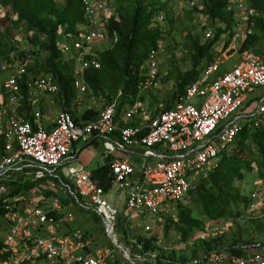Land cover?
Returning <instances> with one entry per match:
<instances>
[{"label":"built area","instance_id":"1","mask_svg":"<svg viewBox=\"0 0 264 264\" xmlns=\"http://www.w3.org/2000/svg\"><path fill=\"white\" fill-rule=\"evenodd\" d=\"M193 1L189 0L190 4ZM109 2L81 0L84 23L76 30L57 27L55 42L63 58L70 61L71 85L76 92L87 89L83 71L99 67L97 50L101 42L107 41L102 23L113 12ZM226 8L232 12L233 22L219 51L169 107H162L160 102L153 112L147 101L137 95L158 83L160 44L149 48L136 96L119 112L117 90L92 118L78 117L79 110L55 109L48 128L38 121L39 109L32 111L31 120L23 117L21 87L26 88L27 100L32 104L34 95L56 92L53 74H27L29 52L19 59L0 61V70L5 72L0 85V264H264V232L242 238L233 244L234 250L212 246L184 256H158L156 248L143 247L135 237L154 234L159 245L165 217L175 220L176 204L184 201L196 177L204 176L216 163L218 153L242 125L252 127L264 120V91L251 97L250 109H240L247 101V93L264 84V43L238 49L253 31L251 18L257 12L245 0H228ZM156 19L162 21L163 14H157ZM203 30V37L211 34L207 25ZM114 39L113 31L111 40ZM236 50L235 61L215 73L223 59ZM192 96L195 99L189 100ZM135 116L146 119L127 123ZM95 135L101 136L103 155L108 157L107 187L91 176L76 155L75 143L87 142ZM135 147L143 149L137 164L126 157L110 155L114 150L131 153ZM15 179L41 180L23 193L12 190L9 181ZM54 180L78 206L99 216L103 233L112 245H92L89 234L79 228L70 232L58 228L72 214L54 193ZM111 187L123 193L121 208L105 195ZM46 190L50 193L45 194ZM260 205V195L251 191L246 209L251 211ZM60 210L63 213L57 215ZM121 222L122 232H118ZM219 231L218 225L206 224L189 238L204 240ZM162 248L180 250L169 245Z\"/></svg>","mask_w":264,"mask_h":264},{"label":"trees","instance_id":"2","mask_svg":"<svg viewBox=\"0 0 264 264\" xmlns=\"http://www.w3.org/2000/svg\"><path fill=\"white\" fill-rule=\"evenodd\" d=\"M109 1L112 2L113 12L102 23L108 44L97 50L99 67L85 69L83 78L90 93L102 96L104 102L109 101L115 96L117 90H120L116 97V112H119L124 103L131 102L136 96L137 81L144 75V61L149 48L158 46L164 39V29L156 16L162 13L165 7L160 0ZM227 2L228 0H194L188 6L186 16L192 18L193 12L203 16L204 23L201 28L207 25L211 34L202 37V33L200 36L199 32L185 31L184 39L188 48L189 64L186 68L177 70L173 75L170 91L164 98L162 107H169L184 92L186 84L196 78L200 68L219 51L220 48L216 50L213 44L221 34L224 33L226 37L230 33L233 22L232 12L226 8ZM245 2L257 13L251 18L254 19L253 31L242 40L238 47L239 50L261 44L264 37V0H245ZM0 8L2 9L0 13V61L19 59L29 52L31 61L25 66L27 74L32 76L39 72L53 74L57 83L53 100L58 103L59 107L71 109L68 107V102L74 97V89L71 85V64L69 60L63 58L55 39L59 25L65 29L76 30L84 23L81 0H0ZM162 14L163 19L171 21L165 10ZM19 31L23 41L27 44L26 47L20 44L16 36ZM113 31L115 39L111 40ZM226 43L227 40H224L223 45ZM223 69L225 68H222L220 64L215 73ZM3 72L0 70V85L5 76V74L1 76ZM157 74L159 77L158 71ZM165 79H168L167 74L162 76V80ZM21 91L23 97L20 112L24 118L31 120L32 107L27 100V90L23 85ZM137 96L143 99L142 94ZM96 112L97 110L91 106L84 107L78 111V117L92 118ZM127 123L134 124L135 121L131 118ZM247 170L256 173L257 177L263 181L264 188V120L256 126L242 125L240 127L232 141L218 153L216 163L204 176L196 177L193 187L187 192V202H177L175 220H171L168 216L165 217V231L168 225L172 224L179 241H186L194 229L203 227L200 215L210 220L223 216L236 217L239 214L240 204L245 205L248 200V197L240 191L238 184L244 171ZM90 173L104 187H107L109 166L106 159L91 168ZM40 180L15 179L9 182L13 186V191L21 190L25 193ZM44 193L50 192L46 190ZM60 200L66 207L67 200L61 198ZM75 205L83 209L76 203ZM61 213H63L61 210L56 212L57 215ZM256 222L257 230H262L263 224ZM58 228L62 232H70L74 229L68 220L61 221ZM82 231L87 233V229ZM135 237L142 241L143 247L156 248L160 253L158 256L164 254L172 256L177 253L184 256L186 254L181 250L177 252L173 248L165 251L155 243L154 234L149 236L137 234ZM220 239L219 234L204 240L197 239L190 247L189 253L192 255L199 249L212 246H225L234 250L233 244L242 240L241 237L236 236L224 244ZM109 245H112L110 241ZM156 260L160 263L158 258Z\"/></svg>","mask_w":264,"mask_h":264},{"label":"rangeland","instance_id":"3","mask_svg":"<svg viewBox=\"0 0 264 264\" xmlns=\"http://www.w3.org/2000/svg\"><path fill=\"white\" fill-rule=\"evenodd\" d=\"M164 3L165 12L171 18V21H167L163 19L161 21L162 28L164 29V39L160 43V50L157 53V70L159 73L158 83L156 86L145 89L142 91L143 98L147 101L148 109L153 112L155 108L158 106L160 102H163L164 98L168 95L172 82L173 75L177 70H182L186 68L189 64L188 58V48L186 46V40L184 39V33L186 30H190L191 32H199L203 34L202 26V18L198 13L193 12L192 18H188L186 16V10L190 5L189 0H160ZM112 5V2H109ZM164 10L162 13H164ZM2 9L0 8V13ZM17 38L20 40V44L24 47L27 46L25 41H23L21 37V32L19 31L16 34ZM264 36V35H263ZM203 37V36H202ZM225 38V34H221L218 40L215 41L213 47H216V50L220 48V42ZM264 43V37L263 41ZM108 44L107 41H103L100 43L101 48L105 47ZM255 47V46H254ZM257 48V47H256ZM238 55V50L234 51L231 55L226 56L222 63L221 67L226 68L232 62L235 61ZM5 74V72L1 73V76ZM167 74L168 79L162 80V76ZM264 91V84L258 85L251 92L247 93V101L244 102L242 108L250 109L253 106L252 96L256 95L259 92ZM40 95L49 96L53 99V95L51 93H41ZM195 97H190L189 100H194ZM54 101V100H53ZM51 103V102H50ZM104 103L102 96H95L90 93L88 88L85 92H76L74 90V97L68 102V106L75 111L80 110L83 107H89L98 110L101 105ZM126 103L123 104L124 107ZM33 106H36V102L34 101ZM32 107V105H31ZM33 108V107H32ZM31 108V109H32ZM59 108L58 103L52 102V105H44L43 113L52 115L54 109ZM135 122L141 121L140 116L132 117ZM102 152H101V144H90L82 146L79 151L78 159L85 165L86 168L91 169L102 163ZM56 185L55 194L58 198L66 199V209L70 210L72 217L68 220L69 224L73 228H79L81 231L83 229H87V233L91 238L92 245H109V238L103 233L101 221L99 216L94 212L85 211L83 209H79L75 203L72 201L71 196L67 193L65 188L60 184L58 180H54ZM240 191L243 192L247 197L251 191L256 192V196L260 195L261 205L251 211L246 209V204L239 206V214L236 217L223 216L217 218L215 220L205 219L202 215L200 218L203 220V225L206 224H216L219 226L220 231L219 234L221 237V241L224 244H227L236 236L241 238H252L257 237L261 233L264 232V228L262 230H257L256 221L263 224L264 227V188L263 181L260 180L256 173L252 170L244 171L242 179L238 182ZM107 199L114 203L118 208L122 207L123 204V193L114 187L108 189L105 193ZM183 202H187V196L184 197ZM193 213H195L193 211ZM155 217V215H153ZM151 215H148L150 218ZM146 219V216H144ZM136 222L142 223V220L139 217H135ZM133 220V221H135ZM121 222L119 224L118 232H122ZM1 225V219H0ZM161 240L159 241V247L162 246H171L174 248H180L181 251L189 253L190 247L192 246L194 241L197 239L189 238L186 241L180 242L178 238V234L175 232L172 224H169L166 231L162 225ZM193 232H197V229H194ZM115 248V247H114ZM116 252L117 249H115Z\"/></svg>","mask_w":264,"mask_h":264},{"label":"crops","instance_id":"4","mask_svg":"<svg viewBox=\"0 0 264 264\" xmlns=\"http://www.w3.org/2000/svg\"><path fill=\"white\" fill-rule=\"evenodd\" d=\"M41 93H39V94H36V95H34V101L36 102V106L34 107L33 106V103H34V101H33V103L31 104L32 105V109L30 110V116L32 117V111L34 110V109H39L40 110V115H39V117H38V121H39V123H40V125L42 126V127H44V128H48L50 125H51V123H52V119H53V114H54V112H53V114L52 115H48V114H44L42 111H43V108H44V105L46 104V105H48V106H50V105H52V102H56V101H53V99L50 97V99H48L49 98V96H45V95H43V97H42V95H40ZM53 95V94H52ZM51 102V103H50ZM57 104V103H56ZM69 107V106H68ZM70 108V107H69ZM84 108V107H83ZM57 109V108H56ZM82 109V108H81ZM54 111H55V109H54ZM140 117H142L141 118V121L140 122H143V121H145V119H146V117L145 116H140ZM135 121V120H134ZM140 122H138L137 120H136V122L135 123H140ZM92 139H91V141H89L88 143H90V144H96V143H100L101 144V136H98V135H95V136H92L91 137ZM86 142H84V143H75V145H76V147L78 148L77 149V152H76V155H77V159H78V154H79V151H80V149L82 148V146H84V145H87V144H85ZM142 151H143V149H141V148H139V147H135L134 148V150H133V152H131V153H126V152H121V151H118V150H114V151H112L111 153H110V155L111 156H119V157H126L128 160H130V161H132V162H134V163H138L139 161H140V153H142ZM101 152H102V154H103V148H102V145H101ZM103 157H102V162L106 159H108V157H105L104 155H102ZM150 158V156H146V159H149ZM79 160V159H78ZM101 164V163H100ZM90 170V169H89Z\"/></svg>","mask_w":264,"mask_h":264},{"label":"water","instance_id":"5","mask_svg":"<svg viewBox=\"0 0 264 264\" xmlns=\"http://www.w3.org/2000/svg\"><path fill=\"white\" fill-rule=\"evenodd\" d=\"M111 241H112L113 243H116L115 240H113V239H111ZM117 244L119 245V243H117Z\"/></svg>","mask_w":264,"mask_h":264}]
</instances>
